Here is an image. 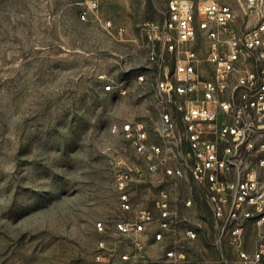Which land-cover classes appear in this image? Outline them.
I'll list each match as a JSON object with an SVG mask.
<instances>
[{
  "label": "built area",
  "instance_id": "1",
  "mask_svg": "<svg viewBox=\"0 0 264 264\" xmlns=\"http://www.w3.org/2000/svg\"><path fill=\"white\" fill-rule=\"evenodd\" d=\"M164 3L161 19L142 26L144 63L133 69L137 96L150 98L156 119L111 129L145 162L117 175L122 210L139 207L135 191L146 183L154 207L112 232L98 222L106 238L95 260L264 264V0ZM103 92L130 93L125 81Z\"/></svg>",
  "mask_w": 264,
  "mask_h": 264
},
{
  "label": "rangeland",
  "instance_id": "2",
  "mask_svg": "<svg viewBox=\"0 0 264 264\" xmlns=\"http://www.w3.org/2000/svg\"><path fill=\"white\" fill-rule=\"evenodd\" d=\"M164 9V0H0V264H128L96 262L106 238L96 224L112 232L141 208L122 210L116 178L145 162L111 129L156 119L133 69L144 63L142 26ZM111 81L129 95L103 92ZM143 185L134 197L152 210L156 189Z\"/></svg>",
  "mask_w": 264,
  "mask_h": 264
},
{
  "label": "crops",
  "instance_id": "3",
  "mask_svg": "<svg viewBox=\"0 0 264 264\" xmlns=\"http://www.w3.org/2000/svg\"><path fill=\"white\" fill-rule=\"evenodd\" d=\"M163 13V12H162ZM147 189H149V188H146V186L144 187V185H141L140 186V189L138 190V192H145ZM139 203V207H141L140 209H145V208H143V204H141L140 203V201L138 202ZM155 246L153 245V243L150 241V242H148V253L150 254V255H154L155 254ZM213 256H214V254H213Z\"/></svg>",
  "mask_w": 264,
  "mask_h": 264
}]
</instances>
